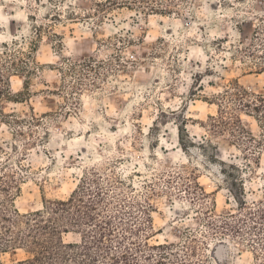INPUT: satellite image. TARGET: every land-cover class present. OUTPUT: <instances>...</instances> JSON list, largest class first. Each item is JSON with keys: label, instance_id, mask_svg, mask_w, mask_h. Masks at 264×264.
<instances>
[{"label": "rangeland", "instance_id": "rangeland-1", "mask_svg": "<svg viewBox=\"0 0 264 264\" xmlns=\"http://www.w3.org/2000/svg\"><path fill=\"white\" fill-rule=\"evenodd\" d=\"M155 1L168 11L0 0V176L18 182L27 214L94 175L125 222L144 223L152 204L150 243L174 244L187 264H257L223 217L237 213L234 194L264 200V145L244 150L208 125L232 81L264 94V0Z\"/></svg>", "mask_w": 264, "mask_h": 264}, {"label": "trees", "instance_id": "trees-1", "mask_svg": "<svg viewBox=\"0 0 264 264\" xmlns=\"http://www.w3.org/2000/svg\"><path fill=\"white\" fill-rule=\"evenodd\" d=\"M92 1L102 11L113 8L137 9L144 14L168 11L156 7L155 0ZM260 70L264 73V67ZM5 78L0 73L3 88L0 98L5 95ZM217 101L218 115L210 116L208 125L213 135L227 133L244 150L264 145V139L249 131L241 117V113H245L264 124V94L232 81L217 96ZM262 130L264 132V125ZM17 184L12 176H0V264H3L4 254L18 249L28 256L17 264H187L189 260L177 257L174 244L150 243L154 233L152 204L143 212L144 223L133 213L129 215L131 220L125 222L119 210L116 213L109 209L94 175L82 180L69 198L45 200L43 209L27 214L14 205L12 193L19 189ZM92 184L96 185L95 190ZM233 197L237 213L229 212L223 217L225 229L247 237L257 264H264V200L248 203L244 194ZM69 235L79 236V240H67Z\"/></svg>", "mask_w": 264, "mask_h": 264}, {"label": "clouds", "instance_id": "clouds-1", "mask_svg": "<svg viewBox=\"0 0 264 264\" xmlns=\"http://www.w3.org/2000/svg\"><path fill=\"white\" fill-rule=\"evenodd\" d=\"M193 71H195V70H193ZM178 125H177V123L174 121L173 123H172V128L174 129V128H176Z\"/></svg>", "mask_w": 264, "mask_h": 264}]
</instances>
